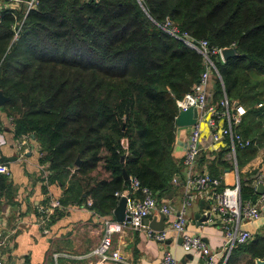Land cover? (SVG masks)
<instances>
[{
  "label": "trees",
  "instance_id": "trees-1",
  "mask_svg": "<svg viewBox=\"0 0 264 264\" xmlns=\"http://www.w3.org/2000/svg\"><path fill=\"white\" fill-rule=\"evenodd\" d=\"M29 1L0 3V91L9 97L0 111L15 138L37 143L51 181H68L63 203L91 197L92 209L109 214L130 177L161 196L180 171L176 100L199 79L203 58L167 34L165 20L237 49L214 60L227 97L247 109L237 131L251 144L236 155L250 159L264 144V0ZM221 96L217 83L214 99ZM253 180L240 181L243 201L259 198ZM236 251L264 259V236L238 245L229 261Z\"/></svg>",
  "mask_w": 264,
  "mask_h": 264
},
{
  "label": "crops",
  "instance_id": "crops-1",
  "mask_svg": "<svg viewBox=\"0 0 264 264\" xmlns=\"http://www.w3.org/2000/svg\"><path fill=\"white\" fill-rule=\"evenodd\" d=\"M215 81V77H211L212 87ZM189 131L190 126L177 127L172 157L180 171L172 180L170 188L161 196H155L158 205L167 203L172 213L164 215L154 210L143 222L155 231H166L165 240H153L148 237L146 229L131 226H126L123 232L112 237V249L118 251L130 264H162L166 251L175 256L177 264H202L199 254L182 249L180 237L171 230L172 222L185 199L181 162ZM20 140L15 138L5 113L0 111V161L10 171L8 176L0 175V238L6 240L4 253L9 257L10 264H113L110 261L100 262L99 257L91 252L100 243L104 221H116L113 215L115 208L109 214H100L91 208L92 205H87L88 201L92 202L91 197L80 203L70 200L63 203L68 181L65 180L64 185L52 182L53 173L49 164L39 161L41 155L37 143L28 140L21 147ZM224 149L228 148L221 146L217 150L202 152L196 161L195 170L210 173L209 169L213 167L212 171L221 178V188L232 187L237 175L240 181L253 178L255 188L258 184L264 185V152L257 150L250 159L240 155L242 166L239 168L236 153L232 155L228 151L220 159V152ZM220 161H225L227 167ZM192 196L186 209L187 231L199 235L209 249L220 250L223 245L220 218L213 214L207 222L199 224L195 216L206 214L205 206L209 204V199L195 192ZM260 197L256 203L263 210L264 201L259 202ZM53 199H59L62 206L55 209L46 222L41 223V209L47 208ZM242 228L250 231L253 237L264 236V210L258 221H244ZM237 247L231 250L226 260L218 259L216 264H255L260 259L251 263L250 254L236 251L234 259L229 261ZM55 254L57 258H54Z\"/></svg>",
  "mask_w": 264,
  "mask_h": 264
},
{
  "label": "built area",
  "instance_id": "built-area-1",
  "mask_svg": "<svg viewBox=\"0 0 264 264\" xmlns=\"http://www.w3.org/2000/svg\"><path fill=\"white\" fill-rule=\"evenodd\" d=\"M21 2L23 0H0L1 4ZM36 2L37 0L27 2V8ZM137 2L143 7L144 0H137ZM160 27L203 58V70L199 79L189 92L181 99L176 100L178 113L193 109L196 112V117L195 123L190 126L187 146L181 162L184 170L185 199L172 222L171 230L181 238V247L185 252L199 254L202 264H216L218 259L226 260L234 247L253 239L252 233L242 228V223L258 221L261 218L262 210L258 203L241 199L238 175L232 187L223 186L217 190L221 186V178L207 172H197L195 165L202 152L217 150L224 146L229 148L230 153L234 155L237 148H245L251 144L249 139L243 138L237 131L247 109L238 101H231L223 89L222 79L214 60L223 61L222 50L225 48L212 46L207 40H196L187 33L180 32L169 20H165ZM211 77H215L216 80L213 87ZM217 83L221 85L222 96L215 100L214 89ZM257 106L261 107L262 104ZM8 122L12 127L11 118L8 119ZM20 139L21 147L29 140L28 136H22ZM0 175H10L9 168L1 161ZM129 182L126 192L115 193L118 199L126 198V216L129 217V221H104V231L100 243L91 252L92 255L99 257L100 262L130 264L118 251L112 249V237L123 232L126 226L146 229L148 237L156 241H163L167 236L166 231H155L146 227L143 222L154 210H158L164 215H170L172 213L170 206L167 203L158 205L153 192L149 188L141 186L136 178L130 177ZM193 192L209 199L210 208L208 211L211 215L216 214L220 218L223 231V245L220 250L209 249L199 235L187 231L186 209L193 198ZM263 201L264 195H261L259 202ZM87 205L91 206L92 202L88 201ZM61 206L59 199L51 200L47 208L41 209L40 222H46L54 210ZM2 245L3 241L0 240V247ZM54 258H57V254L54 255ZM0 264H10L9 257L4 252L2 256L0 255ZM162 264H177V261L170 251H166L162 258Z\"/></svg>",
  "mask_w": 264,
  "mask_h": 264
},
{
  "label": "water",
  "instance_id": "water-1",
  "mask_svg": "<svg viewBox=\"0 0 264 264\" xmlns=\"http://www.w3.org/2000/svg\"><path fill=\"white\" fill-rule=\"evenodd\" d=\"M238 55H239V53L235 47L225 48L222 50L223 61H226L229 58H233V57H236ZM7 101H9V97H6L2 93V91H0V107L4 106ZM195 117H196V112L193 109H188L187 111H180L178 113L176 120H175L176 126L177 127L191 126L195 123ZM123 159L124 158L122 157V160ZM79 163H80V161H79V159H77L75 161V166L78 167ZM123 177L126 180L128 179V175L125 172V170H123ZM256 193L258 195H264V185L263 184H258L256 186ZM202 203H204V202H201V204ZM209 208H210L209 204L205 206V210H206L205 213L206 214L204 216H200V215L195 216V220L198 221L199 224H202L203 222H207L210 219L211 214L208 211ZM263 210H264V208H263ZM113 215H114L115 220L118 222L129 221V217L126 216V198L125 197H121L119 199L115 209L113 210ZM149 226L152 227L151 225H149ZM162 229H163V227L159 228V230H162ZM180 241H182L181 238H180ZM255 264H264V259H262V260L257 259L255 261Z\"/></svg>",
  "mask_w": 264,
  "mask_h": 264
},
{
  "label": "rangeland",
  "instance_id": "rangeland-1",
  "mask_svg": "<svg viewBox=\"0 0 264 264\" xmlns=\"http://www.w3.org/2000/svg\"><path fill=\"white\" fill-rule=\"evenodd\" d=\"M263 88H264V86H263ZM261 103L264 105V89H263V95L261 97ZM258 150H260V152H264V144L262 146H260L258 148ZM237 156H238V159H239V168H241V166H242V159L240 157V153H238ZM262 158L264 159V156ZM240 177H242V176H240ZM0 240L3 241V245L0 247V255L2 256V254L4 252V247H5V244H6V240L3 237H1Z\"/></svg>",
  "mask_w": 264,
  "mask_h": 264
}]
</instances>
